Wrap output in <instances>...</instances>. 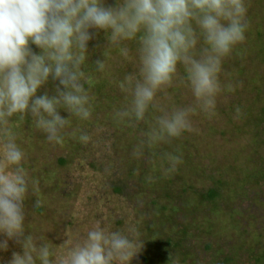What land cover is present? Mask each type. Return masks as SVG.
<instances>
[{
	"label": "rangeland",
	"instance_id": "374dc122",
	"mask_svg": "<svg viewBox=\"0 0 264 264\" xmlns=\"http://www.w3.org/2000/svg\"><path fill=\"white\" fill-rule=\"evenodd\" d=\"M246 3V40L224 60L221 77L235 90L222 94L215 118L194 116L196 131L171 145L132 157L158 113L150 111L146 122L131 128L113 119L127 103L117 85L132 66L117 48H103V33L89 43L84 65L93 97L89 120L72 117L63 142L54 145L31 118L14 119L26 153L23 166L36 181L26 202L27 231L62 253L96 225H134L140 247L130 264H171L170 254L181 264H264V0ZM103 56L107 67L101 73L93 62ZM170 91L166 106L192 102L186 89ZM82 132L90 136L87 144L78 139ZM168 152L183 163L163 177ZM37 199L40 206L33 207ZM10 256L0 252L3 260Z\"/></svg>",
	"mask_w": 264,
	"mask_h": 264
},
{
	"label": "clouds",
	"instance_id": "9594fccd",
	"mask_svg": "<svg viewBox=\"0 0 264 264\" xmlns=\"http://www.w3.org/2000/svg\"><path fill=\"white\" fill-rule=\"evenodd\" d=\"M247 12L246 0H0V252L11 251L0 264H130L140 247L134 225H96L62 253L27 231L26 202L36 181L23 166L14 119L31 118L54 145L63 142L72 117L89 120L93 97L84 65L89 43L103 33V48H117L132 66L117 85L127 103L113 119L131 128L146 122L150 111L158 113L132 157L171 145L196 131L194 116L215 118L222 94L235 90L221 79L223 63L246 40ZM93 63L96 71L106 70L104 56ZM176 88L186 89L192 102L166 106ZM235 111L238 118L240 108ZM78 139L87 144L90 136L82 132ZM165 155L161 175L168 177L183 160ZM40 203L34 200L33 207ZM169 260L181 264L178 255Z\"/></svg>",
	"mask_w": 264,
	"mask_h": 264
},
{
	"label": "trees",
	"instance_id": "16d2710c",
	"mask_svg": "<svg viewBox=\"0 0 264 264\" xmlns=\"http://www.w3.org/2000/svg\"><path fill=\"white\" fill-rule=\"evenodd\" d=\"M212 195H214V194H212Z\"/></svg>",
	"mask_w": 264,
	"mask_h": 264
}]
</instances>
